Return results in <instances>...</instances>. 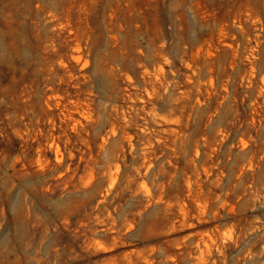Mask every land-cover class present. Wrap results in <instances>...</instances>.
I'll use <instances>...</instances> for the list:
<instances>
[{"label":"rangeland","instance_id":"rangeland-1","mask_svg":"<svg viewBox=\"0 0 264 264\" xmlns=\"http://www.w3.org/2000/svg\"><path fill=\"white\" fill-rule=\"evenodd\" d=\"M0 264H264V0H0Z\"/></svg>","mask_w":264,"mask_h":264}]
</instances>
